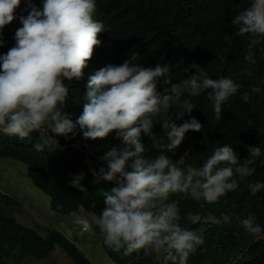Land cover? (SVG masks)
Here are the masks:
<instances>
[{
    "label": "clouds",
    "instance_id": "1",
    "mask_svg": "<svg viewBox=\"0 0 264 264\" xmlns=\"http://www.w3.org/2000/svg\"><path fill=\"white\" fill-rule=\"evenodd\" d=\"M232 2L217 22L208 19V5L187 0H0V132L20 139L38 133V153L56 150L57 138L74 137L77 129L84 140L115 133L121 141L101 157L104 167L95 170L87 160L104 200L98 216L72 213L80 229L73 237L94 226L100 233L92 230L93 236L125 254L143 250L161 264H214L198 249L206 237L202 224L229 217L188 213L185 228L180 205L220 203L254 175L261 155L259 146L250 147L241 163L233 147L220 142L221 130L205 136L204 158L185 163L188 135L200 137L203 129L194 113L208 102L219 121L225 102L254 84L249 63L264 58V0ZM8 35H15L10 49L2 40ZM201 56L224 75L209 77L194 61ZM170 107L178 112L162 118L157 136V115ZM83 178L74 176L70 186L87 193ZM248 188L264 193V182ZM240 223L249 234L262 233L253 215Z\"/></svg>",
    "mask_w": 264,
    "mask_h": 264
},
{
    "label": "trees",
    "instance_id": "2",
    "mask_svg": "<svg viewBox=\"0 0 264 264\" xmlns=\"http://www.w3.org/2000/svg\"><path fill=\"white\" fill-rule=\"evenodd\" d=\"M23 1L26 3L28 0ZM187 1L208 5V19L217 22L227 18L221 16L233 5L232 0ZM215 1L224 4V9L220 5L213 4ZM208 39L210 40V37ZM11 47L14 46L6 43L4 45V48ZM204 60L205 57L201 56L194 61L206 69L209 77L217 79L224 75V71ZM256 61L255 64L249 63L250 71L256 78L254 84L248 82L236 95L225 102L219 121L214 118L210 103H203L194 113L195 119L203 125L199 133L200 137L189 134L185 143L189 147L186 164L204 158L210 149L204 140L205 136L221 130H223V139H220V142H223V146L231 145L239 154L241 163L249 156L250 147L261 148V155L255 158L253 165L254 175L244 178L228 198L216 205L207 203L203 199L189 200L180 205L184 215L181 224L190 222L186 219L188 213L198 215L201 213L202 217L210 213L217 218L224 215L229 217L227 223L202 224L206 237L203 245L198 249L203 251L205 259L214 264H264V241L260 239L264 236V193L253 194L248 188L251 182H264V58ZM185 69H188V65L184 66ZM185 72L189 77L194 70L189 69ZM180 76L181 70L177 69L175 78ZM69 112L76 114V109L71 107ZM177 112L178 109L173 107L165 111L161 108L157 115L158 126L155 131L157 136L162 134L159 126L164 121L162 118L167 116L175 118ZM57 139L60 146L56 150L38 153L33 149V145L38 142V133L33 132L29 137L20 139L0 132V159L10 158L24 164L27 179L48 197L49 208L53 213L68 216L80 212L82 207L83 213H95L98 216L104 200L103 192H100L103 187L102 182L89 172L87 160L90 159L95 163V170L104 167L101 157L112 147L119 146L121 141L115 139V133L109 134L108 138L103 140H84L78 129L74 137L69 134L67 139L63 136ZM142 143L145 144L143 141ZM81 173L84 176L81 183L87 189V193H81L70 186L71 179ZM107 187L109 190L112 185L109 184ZM17 206L18 201L15 198L0 191V264H22L21 260L27 258L44 260L56 249L64 252L74 264H89L83 250L60 231L53 229L43 235L31 226L18 222L13 216ZM249 215H253L256 223L262 228L259 237L245 232L241 226L240 221ZM92 230L97 234L100 233L98 227L93 226L91 234ZM208 233L211 235L209 236ZM100 243L106 257L113 264H161L157 256L145 255L143 250L125 254L124 248L116 251L106 247L102 238ZM246 248L249 250L248 253H245ZM239 256L241 257L237 258Z\"/></svg>",
    "mask_w": 264,
    "mask_h": 264
},
{
    "label": "rangeland",
    "instance_id": "3",
    "mask_svg": "<svg viewBox=\"0 0 264 264\" xmlns=\"http://www.w3.org/2000/svg\"><path fill=\"white\" fill-rule=\"evenodd\" d=\"M8 36L10 39L8 43L15 45V35ZM0 191L10 194L12 198L18 201L13 216L21 224L31 226L40 234H45L54 227L59 228L70 240L75 241L82 248L83 254L87 255L86 259L89 264H113L106 257L99 244V239L91 233H88L87 236L79 234L78 237H73L72 231L80 229L79 226L73 224L72 214L61 216L50 211L48 197L27 179L26 168L22 162L10 158L0 159ZM77 214L86 215L83 212ZM88 218L93 225L92 218L90 216ZM181 226L187 228L188 224H181ZM208 235L210 236V233ZM26 260L32 261L31 264H74L61 250H55L45 260L31 258Z\"/></svg>",
    "mask_w": 264,
    "mask_h": 264
},
{
    "label": "bare ground",
    "instance_id": "4",
    "mask_svg": "<svg viewBox=\"0 0 264 264\" xmlns=\"http://www.w3.org/2000/svg\"><path fill=\"white\" fill-rule=\"evenodd\" d=\"M2 40H3V42L6 43V45L14 46L13 44H9V43H8V42L10 41L9 36H6V37L2 38Z\"/></svg>",
    "mask_w": 264,
    "mask_h": 264
}]
</instances>
